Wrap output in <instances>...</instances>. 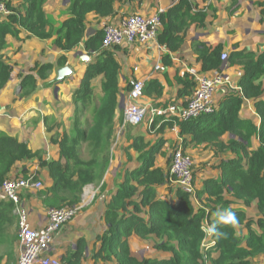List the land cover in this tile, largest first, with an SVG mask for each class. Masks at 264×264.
<instances>
[{"label": "trees", "instance_id": "trees-1", "mask_svg": "<svg viewBox=\"0 0 264 264\" xmlns=\"http://www.w3.org/2000/svg\"><path fill=\"white\" fill-rule=\"evenodd\" d=\"M45 1L18 0L16 4L6 1L11 13L0 19V52L7 47V35L16 40L22 39L21 29L26 30L28 36L38 39L52 36L54 27L43 10ZM114 1L70 0V16L57 28L54 43L60 49L71 51L83 44L86 53L94 55V59L87 62L79 86L72 92L74 110L70 130H56L51 135V141L59 147V159L45 160L41 150H31L16 136L0 131V185L7 177L33 176L37 180L38 175L26 169L21 170L20 176H10L15 163L37 161L40 167L47 168L52 180L51 186H41L36 192L47 209L78 203L84 188L99 183L109 165L110 146L117 133L115 128L121 122L120 119L117 123L114 121L119 93V63L113 56L112 48L102 47V29L88 30L85 18L90 12L100 17L115 16ZM235 1L232 0V4ZM256 4L260 11V21L263 22L264 0ZM207 16L206 10L200 6L195 7L191 0H177L159 14L161 28L157 42L168 50L162 56L165 64L171 63L169 52L176 51L182 45L188 27L191 24L204 26ZM192 49L201 65L199 70H221V45L212 46L207 42L193 41ZM65 62V55H60L58 65ZM227 62L229 65H241L244 75L238 89L226 91L218 108L197 118L176 122L159 123L156 118L149 126L150 129L158 127L157 130L163 132L166 127L177 125L185 151L186 146L202 143L205 148H213L217 161L210 164V167L217 170L218 174L205 177L202 186L194 194L177 186L172 190L177 200L171 202L168 198L161 199L156 188L170 185V163L164 168L155 164V158L157 153L164 155L161 148L165 145V139L159 135L153 145H148L142 135L135 136L126 147V155L130 162L132 155L129 149L136 151L137 165L125 169L122 180L110 191L103 214L106 228L96 237L100 247L90 252L95 262L251 264L254 258H264V50L235 49L229 54ZM52 69L50 63H36L30 72L22 75L20 96L27 97L36 89V78L32 71L41 79H46ZM10 71L11 66L3 61L0 53V88L10 78ZM99 74H103L104 79L101 82L99 102L96 103L91 81ZM184 74L189 77L187 72ZM194 86V81L189 77L178 89V95H185L186 98ZM153 92L157 95L162 93V86L157 80H150L144 85V94L151 95ZM245 100L253 102L260 117L258 126L240 115ZM92 103V109L89 110ZM45 122H48L47 118ZM47 129L51 131L49 125ZM224 135H228L227 140H224ZM255 139L258 145L254 146ZM84 145L90 152L86 158L81 152ZM169 161L170 157L166 163ZM104 187L103 182L100 189ZM21 194L22 191V198ZM253 202L257 212L255 218L249 217L245 208ZM13 208L12 201L0 199V245H11L13 241L18 243L17 233L11 236L7 233L8 227L14 225L15 221L17 223ZM218 209L235 211L238 224L234 228H222L225 235L220 239L207 237L214 244L205 247L206 238L202 226L212 222V214ZM132 234L151 242L153 248L167 252L168 255L143 258L134 255L128 241ZM85 248L86 243L79 239L75 247L69 246L61 256V264H81ZM6 252L10 256L13 254L8 249H5ZM2 257L0 254V264Z\"/></svg>", "mask_w": 264, "mask_h": 264}, {"label": "crops", "instance_id": "crops-1", "mask_svg": "<svg viewBox=\"0 0 264 264\" xmlns=\"http://www.w3.org/2000/svg\"><path fill=\"white\" fill-rule=\"evenodd\" d=\"M14 4L18 0H7ZM177 0H116L114 1L115 16L140 12L145 15H154L159 10H166ZM263 0H236L232 4V0H191L195 7H203L208 16L204 26L191 24L185 35L184 42L176 51H170V64H165L162 56L166 53L163 48H159L154 43L146 46L137 44L111 47L114 58L119 63L118 76V104L121 96L124 97V106L127 97V91L130 78L143 79L145 83L150 80H157L162 86V93L157 95L153 92L151 95L144 94L142 103L148 105H165L166 103L176 100L179 103L183 102L185 95L179 96L178 89L182 87V83L189 79L184 74L185 68L193 65L201 69L200 63L196 60V54L192 49L193 41L207 42L215 46H222V51L225 50L228 54L235 49H245L250 51L264 50V21H260V11L257 7V2ZM70 0H46L43 3V10L54 27L52 36L46 39H38L33 36H28V32L24 29L20 30L21 40H16L13 36H6V52L10 59L6 61L11 66L10 78L0 88V131H5L16 136L21 142H24L31 150H41L42 158L45 160L59 159V147L51 141V135L56 130H66L72 126V116L74 110V102L72 100V92L79 86L82 79L87 62L94 59V55H88L83 49V44L78 45L75 50L64 51L60 49L54 42L57 37V28L67 19L70 14L68 11ZM196 10V8H195ZM193 10V12L195 11ZM109 17H100L94 12L86 15L85 22L88 30L102 29ZM3 50V49H2ZM60 55H65L66 62L63 65H58L57 60ZM88 56V60H81V56ZM36 63H50L53 69L50 71L49 77L41 79L35 71L36 89L31 96L22 97L18 95V87L22 75L30 72ZM156 64L165 65V70L155 69ZM222 63L221 70L227 76L229 85L218 87L213 96L216 108L224 98L227 90H234L239 87V82L243 77V69L241 65L235 63L229 65L226 62ZM68 65L71 68V74L65 76L62 81H57V69L61 66ZM206 71V72H211ZM104 79L103 74L97 75L91 81V86L94 94H99L101 91V82ZM57 87V88H56ZM231 88V89H230ZM101 93L99 94L100 97ZM96 97V96H94ZM184 97V98H182ZM97 103L99 98H96ZM115 110L114 121L117 123L122 120L123 107L118 106ZM240 115L249 118L250 121L258 126L260 117L254 109L251 100H245L242 104ZM47 118L48 122H45ZM148 119L138 125L141 130H145L144 126H148ZM51 127V131L46 126ZM120 123L116 125L118 129ZM126 126V127H127ZM149 129V128H148ZM133 131L135 134L128 135L125 139L124 153L118 150H111L109 165L99 183L88 185L84 188L92 192V201L85 207L81 213L75 216L72 220L65 223L54 238V246L56 254L61 257L66 250L75 247L76 242L81 239L86 242L85 257L82 259V264H113V262L104 263L102 261L95 262L90 257V252L97 250L100 247V241H96V236L101 234L106 225L103 220L106 201L110 197V191L122 180L123 172L127 168H133L137 165L133 149H129L132 155V161L127 160L126 147L132 142L136 135H146L143 131ZM127 131V130H126ZM125 131V133H126ZM165 139V147L173 146L179 140V129L176 126L166 127L160 133ZM227 140L228 135L223 136ZM56 145V148H51L50 144ZM258 145V141L254 140V146ZM25 165V166H23ZM114 166V171L113 167ZM159 165L160 164H156ZM26 169L28 172H34L38 175V179L42 182V186L49 187L52 180L49 177L46 167H40L37 161H20L15 163L10 176L21 174V170ZM213 176L218 174L214 170ZM196 181V180H195ZM105 183L103 190L100 185ZM168 185L158 186L156 189L161 191V194H168ZM172 190V189H171ZM36 189H24L22 191V200L29 209V221L34 227H41L45 223L47 207L43 205L37 197ZM83 194V193H82ZM237 205V204H236ZM16 233L17 223L15 221ZM245 232V231H244ZM14 233V234H16ZM17 235V234H16ZM137 238L132 234L129 239ZM209 238V237H208ZM129 241V240H128ZM147 242V241H146ZM152 245L151 242H147ZM148 244V245H149ZM130 245V243H129ZM11 247V245H10ZM12 256L3 255L1 264H14L18 252L19 244L16 241L12 242L10 249ZM155 251V250H154ZM154 256L163 257L168 255L164 251H155ZM140 257H142L140 255ZM262 259L263 257L254 258L252 260ZM116 264V262H115Z\"/></svg>", "mask_w": 264, "mask_h": 264}, {"label": "built area", "instance_id": "built-area-1", "mask_svg": "<svg viewBox=\"0 0 264 264\" xmlns=\"http://www.w3.org/2000/svg\"><path fill=\"white\" fill-rule=\"evenodd\" d=\"M7 0H0V19L11 13L6 4ZM159 10L154 15H145L133 12L119 16H111L102 26V47L111 48L137 44L146 46L154 43L159 48L168 50L157 42V34L161 28ZM229 54L221 51V60L226 64ZM155 69L165 70V65L156 64ZM190 79L195 83L192 93L183 102L172 100L165 105H148L142 103L145 82L140 78H130L127 87V97L123 107V117L117 129L114 143L119 133L127 125H138L148 119V125L158 118V122L194 119L202 114H208L216 109L214 94L218 87L229 85L227 76L222 70L204 72L193 65L185 68ZM239 88V87H238ZM236 88V89H238ZM231 89V88H230ZM176 126V125H174ZM194 161L187 153L181 141L177 140L170 152L169 172L170 181L184 191L192 194L194 191ZM40 180L33 176L7 177L0 185V199L13 202V213L17 218V236L19 252L14 264H61V257L55 252L54 238L61 227L72 220L79 212L92 201V192L88 189L82 194L81 200L76 204L46 210L45 223L41 227H34L29 221V210L25 206L20 192L24 189H39ZM206 226L204 224L202 229ZM204 246L214 244L213 240L205 239Z\"/></svg>", "mask_w": 264, "mask_h": 264}, {"label": "rangeland", "instance_id": "rangeland-1", "mask_svg": "<svg viewBox=\"0 0 264 264\" xmlns=\"http://www.w3.org/2000/svg\"><path fill=\"white\" fill-rule=\"evenodd\" d=\"M14 4H16V2ZM0 53H1V56H2L4 62H6L7 60L10 59V56L6 52V47ZM100 90H101V88H100ZM17 91H18V95H19L20 86L18 87ZM126 91H127V89L125 88V90L123 92L126 93ZM100 93H101V91L99 92V94ZM31 94L29 96H31ZM99 94H93L94 96H96L94 98V102H96V103H97L96 98H98ZM93 103L90 105L89 110L92 109ZM91 115L89 117H91ZM120 124H121V122H120ZM144 127H145V130H141L140 126H127V127H125L122 131H120L119 138L116 141V144L112 141V144L110 146V150L114 149V150H118L119 152L124 153V150H125V146H124L125 143L124 142H125V139H128V135H129V133H127V132H130V134L132 135V134H135V132H133V131H139V130L145 132V134H146V135H142L144 137V142L148 145H153L155 139L157 137H159L160 133H162V132H159L157 130L158 127L152 128V129H150L148 126H144ZM70 128L71 127H69V129H66V131H69ZM125 131H126V133H125ZM136 136H138V135H136ZM50 147L56 148V145L51 143ZM163 147H165V146L163 145ZM172 147L173 146H168V147H166V149L161 148V151L165 152V153H164V155H162L161 153L156 154L157 156L155 158V164H160V166H163L164 168H166L167 165H169V163H170V161L168 162V164L166 162H167V158L170 157V152H171ZM81 152H82V156L85 158L90 155V152L85 145L82 147ZM132 152H134L135 157H136L137 152L136 151H132ZM186 152L190 154V156L192 157V159L194 161L193 172H194L195 185H194V191L192 193V194H194L195 190L197 188L199 189L202 186V183H203L205 177L213 176V174L216 173V172H214L213 169H211L210 164L215 163L217 161V158L213 155V153H214L213 148H205L204 143L199 144V145L186 146ZM112 167H113V171H114L115 168L113 165H112ZM16 176H20V175H16ZM37 180H40V179H37ZM175 187H177L176 183L170 181V185H168V190H169L168 194H161V191H159V189H157V193L161 197V199L168 198L169 201L173 202V201L177 200L173 191H172L173 189H175ZM226 196H228V195H226ZM237 206H239V204H237ZM245 208H246L247 215L249 217H252V218L256 217L257 212H256V208H255V202H253L252 205H250L249 207H245ZM27 209H28V207H27ZM81 212H79V213H81ZM14 224H15V222H14ZM254 228H256L255 225H254ZM15 231H16L15 225L9 226L7 229L8 236H11L13 233H16ZM101 234H98V235H101ZM128 240L130 243L131 252L138 257H140V255L142 256V258L147 257V256H153L156 254L155 251H159L158 249L153 248L151 244L147 243L144 240L139 241V240H137V238H132V237H131V239L128 238ZM11 247H12V243H11ZM11 247L7 243H2L0 245V254L1 255L6 254L5 249L10 250ZM113 264H115V262ZM206 264H209V263L207 262ZM251 264H264V261L262 259L252 260Z\"/></svg>", "mask_w": 264, "mask_h": 264}, {"label": "clouds", "instance_id": "clouds-1", "mask_svg": "<svg viewBox=\"0 0 264 264\" xmlns=\"http://www.w3.org/2000/svg\"><path fill=\"white\" fill-rule=\"evenodd\" d=\"M212 215V222L202 229L205 233V238L214 236L216 239H220L225 235L221 231L222 228H234L238 224L236 212L232 209H218Z\"/></svg>", "mask_w": 264, "mask_h": 264}, {"label": "water", "instance_id": "water-1", "mask_svg": "<svg viewBox=\"0 0 264 264\" xmlns=\"http://www.w3.org/2000/svg\"><path fill=\"white\" fill-rule=\"evenodd\" d=\"M81 60H88V56H81ZM71 74V68L68 65L61 66L57 69L56 79L57 81H62L65 76H68ZM57 88V87H56ZM119 108L124 106V97L121 96V99L118 104Z\"/></svg>", "mask_w": 264, "mask_h": 264}]
</instances>
